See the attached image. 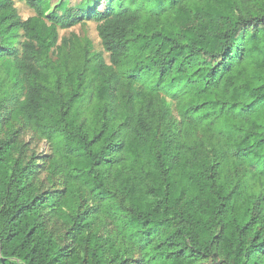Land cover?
<instances>
[{"label":"trees","instance_id":"obj_1","mask_svg":"<svg viewBox=\"0 0 264 264\" xmlns=\"http://www.w3.org/2000/svg\"><path fill=\"white\" fill-rule=\"evenodd\" d=\"M19 1L12 26L0 0V49L22 32L0 61V264H264V0ZM90 17L110 65L61 38ZM12 90L61 189L5 125Z\"/></svg>","mask_w":264,"mask_h":264},{"label":"rangeland","instance_id":"obj_2","mask_svg":"<svg viewBox=\"0 0 264 264\" xmlns=\"http://www.w3.org/2000/svg\"><path fill=\"white\" fill-rule=\"evenodd\" d=\"M13 7L6 12H3L5 18L9 20L10 24L13 26L18 22L25 21L28 18L34 15V11L29 8L25 3L20 2L19 0H12ZM98 23L92 18L86 19L83 24L77 25L76 27L60 30L61 38L70 37L75 34L79 37V39L83 42V46L89 48L91 53L100 54L102 57L109 62V54L104 51V48L101 43V39L98 34ZM21 35L22 32H18V40L13 43V49L7 50L8 45H2L0 61L2 64V74L1 76H6L12 74V71L9 72L10 62L14 59L15 51H21ZM117 71V70H116ZM114 73H117V72ZM12 95H15L14 99L9 96L7 101V108L5 110V116L10 120L5 122V125L9 122L15 129L19 130L18 142L20 145L24 146V153L26 159L31 158L33 154L36 155L37 160V178L38 181L42 184L44 189H49L55 191L57 189L62 188V177L58 175H54L50 166L52 160L54 159V151L53 146L47 142L46 140H41L35 130L28 124H26L23 120L16 119V108L17 104L20 100H22L23 96L21 94L16 93L14 91L11 92ZM167 103L170 104V111L172 116V121L176 122L179 126L178 129L181 128V120L179 117V110L176 101L171 99H167ZM180 127V128H179ZM199 138H201L204 142L207 137L204 134H199Z\"/></svg>","mask_w":264,"mask_h":264}]
</instances>
